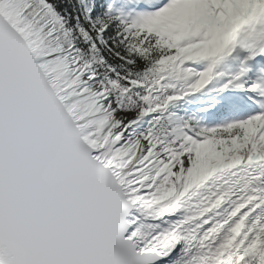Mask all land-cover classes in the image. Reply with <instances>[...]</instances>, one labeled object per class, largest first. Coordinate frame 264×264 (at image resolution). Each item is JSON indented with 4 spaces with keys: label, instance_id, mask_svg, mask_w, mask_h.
I'll return each mask as SVG.
<instances>
[{
    "label": "snow or ice",
    "instance_id": "snow-or-ice-1",
    "mask_svg": "<svg viewBox=\"0 0 264 264\" xmlns=\"http://www.w3.org/2000/svg\"><path fill=\"white\" fill-rule=\"evenodd\" d=\"M0 264H264V0H0Z\"/></svg>",
    "mask_w": 264,
    "mask_h": 264
}]
</instances>
